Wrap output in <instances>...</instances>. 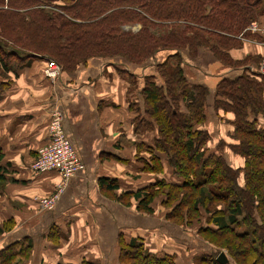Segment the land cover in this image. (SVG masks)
I'll list each match as a JSON object with an SVG mask.
<instances>
[{
  "label": "trees",
  "instance_id": "1",
  "mask_svg": "<svg viewBox=\"0 0 264 264\" xmlns=\"http://www.w3.org/2000/svg\"><path fill=\"white\" fill-rule=\"evenodd\" d=\"M6 5L0 0V65L5 72L21 66L13 68L8 58L22 65L34 58L55 61L65 73L93 59L129 67L153 62L155 73L147 76L142 94L158 131L154 148L167 154L182 178L180 184L162 180L155 186L178 191L180 206H191L188 217L176 207L166 218L177 225L187 218L191 225L197 217L191 213L206 209L197 230L215 252L201 254L196 264H219L223 248L233 264H264V127L258 125L264 116V77L250 71L258 66V56L234 61L230 55L245 28L264 19V0H7ZM135 23L142 24L139 32L124 29ZM204 50L224 68L242 69L222 77L216 87L214 105L235 115L234 143H220L213 153L205 148L209 132L195 128L206 122L209 89L191 83L183 66L185 52L196 59ZM163 53L168 55L159 60ZM182 103L187 111L181 110ZM137 120L154 127L149 120ZM225 146L244 159L241 167L231 166ZM99 183L107 190L118 188L109 178ZM155 186L131 193L147 213L153 212ZM120 244V264H178L174 255L150 252L139 239ZM27 257V249L16 243L0 251V264H20Z\"/></svg>",
  "mask_w": 264,
  "mask_h": 264
},
{
  "label": "crops",
  "instance_id": "2",
  "mask_svg": "<svg viewBox=\"0 0 264 264\" xmlns=\"http://www.w3.org/2000/svg\"><path fill=\"white\" fill-rule=\"evenodd\" d=\"M260 50L241 41L230 55L234 61L260 59ZM183 58L189 81L206 85L210 92L206 122L195 128L209 132L208 153L219 152L220 143H234L235 115L214 105L216 87L222 77L242 69L224 68L208 50L196 59L185 52ZM46 68L47 61L38 58L16 71L5 72L0 65V251L22 243L28 257L20 264H120V241L133 239L157 255H174L178 264H196L201 254L215 252L195 230L177 225L166 214L137 210L132 195L157 181L182 182L167 154L154 148L158 131L146 113L142 89L155 67L93 59L55 77L47 76ZM186 109L182 103L181 110ZM55 110L62 111L65 133L85 168L67 182L55 208L43 210L39 198L54 193L62 176L55 171L36 174L31 164L48 140ZM258 125L264 127V116ZM223 152L234 168L243 165L244 159L229 147ZM103 178L116 180L118 188H102Z\"/></svg>",
  "mask_w": 264,
  "mask_h": 264
},
{
  "label": "built area",
  "instance_id": "3",
  "mask_svg": "<svg viewBox=\"0 0 264 264\" xmlns=\"http://www.w3.org/2000/svg\"><path fill=\"white\" fill-rule=\"evenodd\" d=\"M244 32L251 34V37L245 36ZM238 37L244 43L251 42L260 47L258 66L252 65L249 68L250 71L257 72L264 77V20L251 23ZM60 71L61 67L55 61H47L45 69L47 76L55 77ZM63 119L62 111L52 112L49 118V138L38 149L37 156L31 164V169L36 174L55 171L62 176V184L57 187L54 193L39 198V204L43 210L54 209L67 182L85 168V163L65 133Z\"/></svg>",
  "mask_w": 264,
  "mask_h": 264
},
{
  "label": "rangeland",
  "instance_id": "4",
  "mask_svg": "<svg viewBox=\"0 0 264 264\" xmlns=\"http://www.w3.org/2000/svg\"><path fill=\"white\" fill-rule=\"evenodd\" d=\"M5 7H7V0H3ZM43 7L47 8V9H52L46 5H43ZM264 20V19H263ZM142 28V24L141 23H135L129 26L124 27L125 30H132L133 32H139ZM240 39V38H239ZM241 40V39H240ZM241 42V41H240ZM8 61L10 63V65H12V67H16V66H20L22 65L21 61H19L17 58H8ZM148 64H151V66H153L152 61H148ZM47 138H49V123H48V134H47ZM169 189L164 188V187H157L154 191L157 193L156 197H155V201L153 204V210L154 211H160L159 213H164V214H168L172 209L174 210L176 207L178 209L179 212H182L183 217H188L189 214V209L191 208L190 204H188L187 202L184 203L183 205L180 206L181 201L183 200V196L180 194L178 195V191L177 193L175 191H168ZM179 196V197H178ZM175 197L178 199L175 200ZM180 201V202H179ZM152 204V205H153ZM138 205V204H137ZM180 206V207H179ZM157 207V208H156ZM184 208V209H183ZM156 209V210H155ZM215 209V205L211 206V210ZM137 210L141 211V212H145L141 209ZM166 211V212H165ZM146 213V212H145ZM196 220L193 221V223L191 225H189L185 220L187 218H185V220L182 222H180V224L186 228V229H190V230H195L196 233H198V225H199V220L200 221H205L206 217H207V212L206 209L203 207H200L196 214H194V212L191 213L190 216H196ZM223 251L227 252V249L223 248Z\"/></svg>",
  "mask_w": 264,
  "mask_h": 264
},
{
  "label": "water",
  "instance_id": "5",
  "mask_svg": "<svg viewBox=\"0 0 264 264\" xmlns=\"http://www.w3.org/2000/svg\"><path fill=\"white\" fill-rule=\"evenodd\" d=\"M219 264H231L225 252H220L216 258Z\"/></svg>",
  "mask_w": 264,
  "mask_h": 264
}]
</instances>
